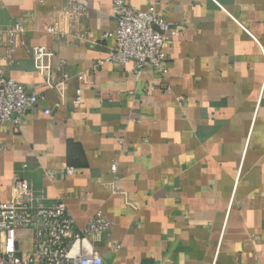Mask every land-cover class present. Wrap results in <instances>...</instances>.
I'll list each match as a JSON object with an SVG mask.
<instances>
[{"label": "crops", "instance_id": "crops-1", "mask_svg": "<svg viewBox=\"0 0 264 264\" xmlns=\"http://www.w3.org/2000/svg\"><path fill=\"white\" fill-rule=\"evenodd\" d=\"M112 1L0 0L2 72L40 97L0 125V199L18 170L76 226L102 213L104 264H264V0H126L177 28L164 75L107 59ZM37 44L66 74L53 88Z\"/></svg>", "mask_w": 264, "mask_h": 264}, {"label": "built area", "instance_id": "built-area-1", "mask_svg": "<svg viewBox=\"0 0 264 264\" xmlns=\"http://www.w3.org/2000/svg\"><path fill=\"white\" fill-rule=\"evenodd\" d=\"M43 3L45 0H36ZM82 3L64 7V12L82 11ZM112 13L115 27L104 32L113 39L107 59L114 63H134V71L140 75L151 67L158 73H167L165 46L169 35L177 31L154 5L138 9L126 0H113ZM21 25L16 23L10 33H17ZM53 32V25L47 27ZM11 50V49H10ZM32 61L50 88L66 78L54 64V51L46 45L31 47ZM99 63L97 62V65ZM40 99L37 93L28 91L20 82L6 76L0 67V125L10 122L17 127L25 112ZM81 100L76 89L74 103ZM49 113V108L43 109ZM6 146L0 142L1 154ZM115 162L111 167L115 170ZM27 164L23 163L21 169ZM66 172L72 167L63 164ZM110 219L102 213L91 216L83 226H76L62 200L47 202L45 195L34 188L27 177L15 171L10 181V194L0 199V264H104L98 241L107 232Z\"/></svg>", "mask_w": 264, "mask_h": 264}]
</instances>
